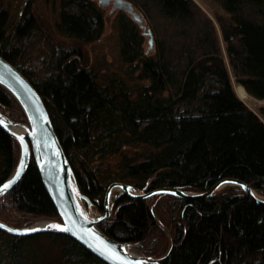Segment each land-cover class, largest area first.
<instances>
[{
	"label": "trees",
	"instance_id": "obj_1",
	"mask_svg": "<svg viewBox=\"0 0 264 264\" xmlns=\"http://www.w3.org/2000/svg\"><path fill=\"white\" fill-rule=\"evenodd\" d=\"M129 1L153 36L146 53L136 22L125 11L128 16L117 14L121 61L142 80L132 87L119 77L99 84L78 47L52 43L31 13L22 12L12 25L0 0V54L42 97L80 193L102 213L113 181L144 192H204L233 177L264 195V106L260 116L236 95L229 70L249 95L264 99V0H203L213 10L228 62L217 28L194 0ZM59 3V34L80 43L99 38L104 18L96 3ZM0 106L17 108L19 116L12 112L11 118L25 120L1 85ZM16 144L0 126V185L19 159ZM131 148L140 151L125 152ZM116 154L117 162H105ZM155 196L160 200L153 209L148 198L119 193L98 227L147 256L162 257L172 244L162 264H264V206L240 187L194 199ZM30 217L60 220L34 161L0 196L5 223L20 227ZM0 264L107 263L62 232L20 235L0 228Z\"/></svg>",
	"mask_w": 264,
	"mask_h": 264
},
{
	"label": "water",
	"instance_id": "obj_2",
	"mask_svg": "<svg viewBox=\"0 0 264 264\" xmlns=\"http://www.w3.org/2000/svg\"><path fill=\"white\" fill-rule=\"evenodd\" d=\"M110 2L114 8L124 10L134 22L144 28L145 25L142 23L141 14L135 10L134 5L129 0H98L101 5H106ZM147 34L149 35V48H152L153 36L150 29H148ZM0 85L20 105L27 121V123L21 124L28 128L24 136L17 138L1 122L0 117V126L15 138L19 146V159L7 180L0 185V196L16 184L31 161H34L42 184L60 218V220L53 221L59 224V228H41L38 231L30 229L29 227L31 226L15 227L0 220V225L3 226L0 228L9 233L22 235L39 231L62 232L107 264H162L161 262L169 253L172 244L164 256L158 258L149 257L134 251L131 243L109 237L98 227L102 221L110 216L113 201L119 193L125 192L134 198H150L158 194L170 193L178 197L194 199L212 196L225 186H238L256 203L264 206V198L259 197L251 185L233 177L218 180L204 192H188L173 187H160L144 192L135 190L129 184L113 181L108 184L104 193L103 213L99 217L92 218L80 206L81 203L79 204V201H86V205L91 206L87 198L77 188L72 167L56 134L42 97L19 67L8 61L1 54ZM1 114L2 112L0 111ZM7 123L9 125L20 124V122L14 121L8 116ZM17 173H19L18 178ZM6 184L9 187L5 188L4 185ZM115 188H119L120 191L112 198ZM59 229L66 230L61 231Z\"/></svg>",
	"mask_w": 264,
	"mask_h": 264
},
{
	"label": "rangeland",
	"instance_id": "obj_3",
	"mask_svg": "<svg viewBox=\"0 0 264 264\" xmlns=\"http://www.w3.org/2000/svg\"><path fill=\"white\" fill-rule=\"evenodd\" d=\"M92 2L96 3V6L100 8L103 14L104 22H103V29L101 32V35L99 38L92 42L88 43H80L76 40L67 38L61 34L58 33V31L55 28V24L58 20V14H59V9H60V3L59 0H1L2 4L4 7L8 10L9 17H10V22L11 24H15L19 18L22 12H27L31 13L35 19V24H36V29L40 31L41 33H44L48 37H50L52 43L57 45L58 47L66 46V48H69L71 46L78 47L80 49V52L82 53L81 56V63L82 65L86 66L87 68L91 69L92 72L94 73V76L96 78V81L99 84H105L109 78L111 77H119L121 78L127 87H132L136 83L142 82V80L137 78V71L132 73L129 71V67L127 64L123 63L121 61L120 55H119V32H118V26H117V21L116 17L117 14L120 12H124V10L121 9H116L112 5V3H108L106 5H101L98 3V0H91ZM207 14L208 16L212 19L215 27L217 28V35L220 40V45H221V50L223 52V55L225 57V60L228 62V58L226 54H224L225 49L223 48V40L222 36L219 30V25L214 17L213 10L206 5V3L203 0H194ZM135 10L141 14V12L135 8ZM124 14L128 16L125 12ZM142 16V14H141ZM130 17V16H129ZM142 23L144 28L140 27L135 23V26H137V30L139 31V34L141 35V40L142 42V48L146 53L151 52V48H149V35L147 34L148 29H150L149 23L145 19L144 16H142ZM134 22V21H133ZM152 46H153V41H152ZM224 49V50H223ZM31 66L30 64L27 65V67ZM230 70V75H231V81H232V86L233 89L238 95V85L239 84L236 80L234 75L232 74V71L229 67ZM242 86V85H241ZM243 87V86H242ZM244 88V87H243ZM14 98V97H13ZM240 98V97H239ZM251 110H253L255 113L261 116L260 113V108L264 106V99H257L254 98L253 96L249 95L246 92V96L244 98H240ZM20 106V105H19ZM21 108V107H20ZM22 110V109H21ZM0 111L2 113H6L8 117L11 118V113L15 112L16 114L19 113L17 108H8L4 106H0ZM23 112V111H22ZM18 115V114H17ZM19 116V115H18ZM25 117V115H24ZM12 119V118H11ZM15 121V120H14ZM20 123H27L26 117L24 121H17ZM17 143V141H16ZM18 145V144H16ZM19 149V148H18ZM140 151V148L136 149H130V150H125L126 153L134 154L136 152ZM17 155L18 151H17ZM134 156H137L135 154ZM120 158L119 154L116 155H111L108 156V158L105 160L108 164H111L113 161L114 163L117 162ZM228 186L222 187L219 189L217 192L223 190ZM120 191L119 188H115L113 190V195L112 198L116 193ZM256 192V191H255ZM256 194L259 197L264 198V195L257 193ZM160 199L158 196H152L148 198V202L151 208L154 209V206L156 202H158ZM82 207L86 214L92 218L99 217L102 212L99 211L98 209L92 207V206H87L85 202H82ZM112 211V209H111ZM1 220V219H0ZM49 220L51 221H57L55 219H50V218H34L30 217L27 219L29 221L28 224L26 225H21L20 227H29L32 226L36 223ZM157 220V218H156ZM3 221V220H1ZM12 226V225H11ZM163 230L165 231V235L168 238L169 243L171 244L172 242V237L170 234V231L162 225ZM47 243V241L43 240L42 244ZM169 244V245H170ZM132 248L134 251L137 253H142L144 254L139 247L136 245L132 244ZM145 255V254H144ZM147 256V255H146ZM152 257V256H149ZM158 258V257H154Z\"/></svg>",
	"mask_w": 264,
	"mask_h": 264
},
{
	"label": "bare ground",
	"instance_id": "obj_4",
	"mask_svg": "<svg viewBox=\"0 0 264 264\" xmlns=\"http://www.w3.org/2000/svg\"><path fill=\"white\" fill-rule=\"evenodd\" d=\"M238 95L240 98H244L246 96V91L245 89L241 86L238 85ZM1 122L8 128V130L13 133L17 138L24 136L27 131L28 128L24 125V124H13V125H9L7 123V116L6 114H1ZM81 203V201H79V204ZM80 206L82 207V203L80 204ZM49 225H57L59 226V224L51 221L49 222V220H45L39 223H36L34 225H32L31 227H29L30 229H41V228H50ZM52 229H55V227H53ZM134 252V251H133Z\"/></svg>",
	"mask_w": 264,
	"mask_h": 264
},
{
	"label": "snow or ice",
	"instance_id": "obj_5",
	"mask_svg": "<svg viewBox=\"0 0 264 264\" xmlns=\"http://www.w3.org/2000/svg\"><path fill=\"white\" fill-rule=\"evenodd\" d=\"M18 176H19V173H17V178H18ZM4 187L5 188H7V187H9V185H4ZM0 227H3L2 225H0ZM49 227L50 228H53V227H55V228H59V226H57V225H49ZM39 229H33V231H38ZM59 230H61V231H64V230H66V229H59Z\"/></svg>",
	"mask_w": 264,
	"mask_h": 264
}]
</instances>
